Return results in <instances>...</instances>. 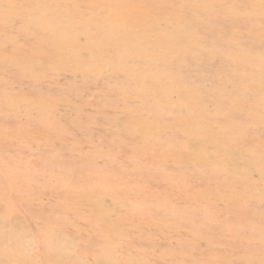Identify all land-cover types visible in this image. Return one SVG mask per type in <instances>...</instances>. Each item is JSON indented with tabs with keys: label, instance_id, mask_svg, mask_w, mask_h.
Masks as SVG:
<instances>
[{
	"label": "rangeland",
	"instance_id": "obj_1",
	"mask_svg": "<svg viewBox=\"0 0 264 264\" xmlns=\"http://www.w3.org/2000/svg\"><path fill=\"white\" fill-rule=\"evenodd\" d=\"M0 264H264V0H0Z\"/></svg>",
	"mask_w": 264,
	"mask_h": 264
}]
</instances>
